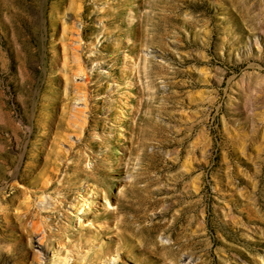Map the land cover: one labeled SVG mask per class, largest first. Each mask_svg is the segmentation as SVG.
Here are the masks:
<instances>
[{
	"label": "rangeland",
	"instance_id": "1",
	"mask_svg": "<svg viewBox=\"0 0 264 264\" xmlns=\"http://www.w3.org/2000/svg\"><path fill=\"white\" fill-rule=\"evenodd\" d=\"M263 85L264 0H0V153L42 152L32 179L75 182L43 190L13 176L35 162L1 158L0 264H194L190 247L157 262L122 243L117 207L130 217L137 198L152 202L141 224L204 198L236 238L210 233L232 245L213 252L258 248L264 264ZM162 232L155 244L175 249Z\"/></svg>",
	"mask_w": 264,
	"mask_h": 264
},
{
	"label": "bare ground",
	"instance_id": "2",
	"mask_svg": "<svg viewBox=\"0 0 264 264\" xmlns=\"http://www.w3.org/2000/svg\"><path fill=\"white\" fill-rule=\"evenodd\" d=\"M119 12H120V9H119ZM262 90H263V88H262ZM242 93L243 94L241 96L242 97L241 105L244 102H247L248 96H249V92H248L246 87L244 88V91ZM238 97H239V95H238ZM240 109H241V107H240ZM130 150L131 151L135 150V146L131 145L130 146ZM6 152H8V151H6ZM65 155H67V154L64 153V152H59V153L56 154V157L65 156ZM43 156H44V154L42 152H38V153L35 154V153L30 151V152H25V153L20 154V155H16L14 153H10L9 152V153H6V154H1L0 153V160L2 158V160L3 159H7L9 161L11 160V161L14 162L15 160H18V158H20V159H22V158L23 159H25V158L26 159H31L33 162H35L34 164H31V163H29L27 161L22 166L16 168V171L14 170L15 171V175H13V176L17 177L20 180L28 181L31 186L43 187V190L49 189L53 185H55L54 187L56 189L65 190L68 193L70 191L69 183L72 182L74 184L75 182H73L72 180H69V181H67V185L66 186H64L63 183H61L60 185L59 184H55L53 181H51L49 183V178H53V173L52 172L49 173V175H48L49 177L48 178L46 177V179H42L41 182H38L36 179H32L35 170H37L38 168H40L42 166V162L39 161V159H42ZM76 156L77 157L72 161V163L67 164L68 165L67 169L72 171V173L74 174L75 179L77 177H79V175H80L79 165H80V161L83 159V154L81 152H79V154H77ZM51 159L52 158H50V160ZM11 161H10V163H11ZM1 163H2V161H1ZM15 166H17V165H15ZM0 168H1V166H0ZM54 169H58V168L56 166L54 167V165H53L51 170L53 171ZM2 175H4V174L1 173L0 176L2 177ZM10 176H11V174H10ZM70 176L71 175H69V177ZM1 179H3V177ZM50 180H52V179H50ZM62 182H65V180H63ZM10 184L12 186H14L13 181L10 182ZM3 188H1L0 190H2ZM15 189H16V191H24L25 192V188L23 190V189H20L18 187H15ZM198 189H200V188H198ZM35 192H37V191L36 190L33 191V193H35ZM10 196H6V197L8 198ZM0 197H2L1 194H0ZM94 198L98 199L99 196L96 194L94 196ZM63 200H64V198H61L60 201H57L56 205L54 206V208L55 209L60 208L63 205L62 204ZM161 200H162V198H154L153 203H159V202H161ZM204 200H205L204 198H190L189 200L186 201L185 204L184 203L181 204V201L177 200V202H178L177 204H180V208L178 207L179 208L178 212L176 214H173L172 219H171L172 220L171 224H169V223L166 224L167 223L166 221H164V222H161L159 220L155 221L154 219H152L151 222H150V220H148L149 223H147V224H141V222H142V219H141V217H142L141 216V213H142L141 212V208H142V210H145L146 208L148 209V207L152 204V202L151 201L147 202V200H144V202H143L142 198H137L136 200L127 199V202L129 203V205H127L128 208L135 210V212H132L131 213L132 216L129 217L128 214H127V211L122 209L120 206L117 207L118 210L123 211V213L121 214V218H120V222L122 223L123 229H120V230L115 231V232H117V235L119 236V239L124 240V241H122L123 244L124 243L128 244L127 240L135 241L136 238H138L139 239V243L138 244H143V248L140 249L141 252L146 253V254L148 252L150 256L156 257V259H157L156 261L157 262L161 258L163 259V258H166V257L174 259L176 253L179 252V250L187 248V247H190L193 251H192V253H187V254L185 253L186 255H185L184 259L191 258L192 262H193V260L194 261L196 260L194 262V264H211L212 259H214L213 256L215 258L217 257L218 263L227 262L228 264H246V263L247 264H261L262 262H260V260H261V259H259L260 257L258 256L259 257L258 258L256 253H255V251H257L258 248H250L249 251H252L253 249L254 250L252 251V254L244 256L246 259H242V257H240V256H243V255H241V254H237V255L234 254L235 256L230 255V253L227 251V248H224V249L217 248V249H215V252H213L212 247L214 246V244L218 243V241L220 243H222L224 245V247L232 248V245H230L227 242H225V240L223 241V240L216 239L210 233H212L214 231L218 232L219 236H221V237H223V238H225L227 240H230V241H234L236 238L233 235H231V234L226 232V226H227L226 222L228 220L225 222L223 220H219L218 219V217H223V218L225 217L226 218L228 211L227 210L226 211H222V210H219V208L217 209V207L213 203H211V204H209L207 206L205 204ZM27 201H29V200H27ZM170 206L171 205H169L168 207L164 208L161 214L162 215H166L169 212ZM199 212H201V215H200ZM6 213H7V211H6ZM7 214H5V216ZM64 215H66V214H64ZM250 216L251 215H250V213L248 211L243 216V218H244L245 221L250 222V220H251ZM86 217H88V214H86ZM116 217L117 216L115 214L112 215V216L111 215H108V216L106 215V218H107L106 222H109V224H111L110 221L114 220ZM214 217L217 218V220H218L217 223L214 221ZM135 221L138 222V226H136V228L133 225V223ZM189 225L190 226L193 225L192 227L194 228L193 229L194 235H192L193 237H191V238L186 237V241H182L181 240V237H182L181 233L186 235L185 230L188 228ZM172 226H177L176 231H174L175 235H173V236H172V232H171ZM100 227H102V225H100ZM102 229L105 230V228H102ZM126 229H131L132 233L128 232ZM189 229H190V227H189ZM159 230H163L162 233H167L168 238L173 240L172 243L176 242L178 244V246L174 249V248L170 247L171 245L169 246L168 244L167 245L162 244L160 246L156 245L155 244V239H154L155 238V232L159 231ZM99 232H100V230H99ZM187 232H188V230H187ZM81 236H83V235H81ZM42 237L43 236H41V238ZM125 237H127V238H125ZM133 245L134 244H132L131 246L133 247ZM134 247H135V245H134ZM166 247L167 248L169 247V249L166 250V251L162 250V252L159 251L160 249L166 248ZM197 252H198V254H197ZM263 256L264 255H262V257ZM141 260H138V263L137 262L136 263L137 264H141L140 263ZM175 262L173 264H177ZM151 263H153V262H151L150 260L147 261V264H151Z\"/></svg>",
	"mask_w": 264,
	"mask_h": 264
}]
</instances>
